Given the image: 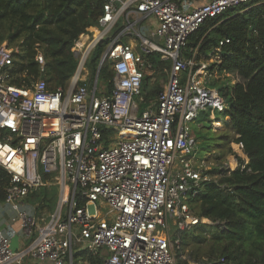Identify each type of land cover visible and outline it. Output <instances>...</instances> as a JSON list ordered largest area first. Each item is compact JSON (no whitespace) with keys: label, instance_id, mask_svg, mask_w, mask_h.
Returning <instances> with one entry per match:
<instances>
[{"label":"built area","instance_id":"2783aa9c","mask_svg":"<svg viewBox=\"0 0 264 264\" xmlns=\"http://www.w3.org/2000/svg\"><path fill=\"white\" fill-rule=\"evenodd\" d=\"M251 1L106 0L101 30L74 42L78 67L66 88L51 89L44 78L13 83L15 50L0 46V169L8 177L3 202L14 212L0 224V264H74L77 251L99 254L103 264H177L181 233L200 223L190 199L245 155L234 141L236 152L219 163L195 157L192 125L208 108L223 113L227 99L213 86L221 47L198 59L185 54L188 39L207 19ZM105 39L94 69L90 60ZM152 53L170 63L169 77L146 104ZM37 58L44 65L42 53ZM106 60L110 91L101 84ZM53 186L60 200L40 219L27 201ZM17 224L28 242L16 250Z\"/></svg>","mask_w":264,"mask_h":264},{"label":"trees","instance_id":"16d2710c","mask_svg":"<svg viewBox=\"0 0 264 264\" xmlns=\"http://www.w3.org/2000/svg\"><path fill=\"white\" fill-rule=\"evenodd\" d=\"M105 3L106 0H0V46L4 41L9 46L17 45L12 82L23 86L44 78L51 89L66 88L78 67L74 42L84 33L101 30L99 18ZM224 39L229 42L222 44ZM107 43L105 39L96 52H102ZM216 47H221L222 59L212 68L216 73L213 86L226 83L219 90L227 106L223 128L217 131L223 142L214 148L223 149L226 156L236 152L232 142H241L245 155L244 159L239 156L241 166L230 175L205 182L202 191L190 199L200 223L181 233V245L187 241L199 246L211 242L208 260L201 264H219L221 258L226 264H264V0H253L207 19L190 35L185 54L192 56L196 52L198 59H206ZM39 53L44 65L38 61ZM147 59L151 66L146 67L142 90L143 86L147 89L156 69L170 67L159 53L149 54ZM90 65L96 68V53ZM100 76L103 89L110 91L114 71L109 60L104 62ZM161 90L152 89L147 96L143 93L146 104L151 102L146 98L155 100ZM0 177L2 202L8 181L4 170L0 169ZM84 203L80 199V204ZM86 261L103 264V257L77 251L74 264Z\"/></svg>","mask_w":264,"mask_h":264},{"label":"rangeland","instance_id":"374dc122","mask_svg":"<svg viewBox=\"0 0 264 264\" xmlns=\"http://www.w3.org/2000/svg\"><path fill=\"white\" fill-rule=\"evenodd\" d=\"M4 43L9 44L7 41H4ZM13 45L15 47L11 45L10 47L14 48V50L17 51L16 49L17 45L16 44ZM99 58H100V53L96 52V64ZM168 73H169L168 66L159 67L158 69H156L155 74L153 76L154 79H150L149 86L147 87L146 90H144V86H143L144 95L146 96L150 95L152 89L153 90L159 88L163 89L169 77ZM101 84L103 85L102 80H101ZM225 84H226L225 82H220L217 83L215 87L220 89L221 87L225 86ZM146 99H148L147 100L148 102L152 101L150 98H146ZM211 116H213L214 119H219L221 121H224L223 113L208 108L206 110L201 111L200 116L192 125L193 135L197 141L195 157L198 160H200L209 156L211 161H213L214 163H219L222 159L224 158L227 159V157L231 156L232 153L228 152L226 153V156H224L223 149L214 148L216 147V144L222 143L223 140L221 138V132L220 133L217 132L220 126L218 127L217 125L213 124V122L210 120ZM222 125H224V123ZM224 150L227 149L224 148ZM213 162L210 163L213 165ZM60 195L61 193L59 191V188L55 186L50 188L43 187L40 188L38 191L31 193L28 201L32 205H35V207L32 208L33 210L32 212L36 213V216L40 219L47 218L49 214H51L54 211V209L57 207L58 202L60 200ZM13 214L14 212H11V215ZM174 231L175 228H173V232ZM210 243L211 242H208L204 245L202 244L201 246H199L195 242L188 243L187 241L184 243V245H180V247L176 251L177 264H195L196 262H198V260H200V263L205 262V260L208 259L207 252L209 251ZM104 253L106 254L105 251ZM198 257H200V259Z\"/></svg>","mask_w":264,"mask_h":264},{"label":"crops","instance_id":"0c3cea01","mask_svg":"<svg viewBox=\"0 0 264 264\" xmlns=\"http://www.w3.org/2000/svg\"><path fill=\"white\" fill-rule=\"evenodd\" d=\"M222 128H223V125H220L219 129H222ZM27 202H29V201H27ZM31 206L35 207V205H32V204H31ZM10 216H11V210L9 209V207L3 201L0 202V224H2V225L5 224V222H4L5 219L9 218ZM16 227L18 229H17L16 236L12 240V246L14 249L17 250V249H20L23 245H25L28 242V239H25V234L21 229H19L18 224L16 225ZM20 264H39V263L36 262L32 258H27L23 261V263H20ZM195 264H201V263H200V261H198Z\"/></svg>","mask_w":264,"mask_h":264},{"label":"water","instance_id":"95a60500","mask_svg":"<svg viewBox=\"0 0 264 264\" xmlns=\"http://www.w3.org/2000/svg\"><path fill=\"white\" fill-rule=\"evenodd\" d=\"M75 56H76V54H75Z\"/></svg>","mask_w":264,"mask_h":264}]
</instances>
